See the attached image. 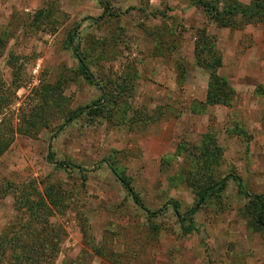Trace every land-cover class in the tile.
<instances>
[{
	"label": "rangeland",
	"instance_id": "obj_1",
	"mask_svg": "<svg viewBox=\"0 0 264 264\" xmlns=\"http://www.w3.org/2000/svg\"><path fill=\"white\" fill-rule=\"evenodd\" d=\"M76 28L92 84L70 46ZM202 30L216 36L230 106L206 105L210 71L195 57ZM1 103L10 147L0 159V232L29 223L31 205L52 211L61 230L54 264H264V235L237 184L202 206L193 188L232 175L264 196V23L221 29L191 0H0ZM159 106L171 107L170 120L139 122L137 111ZM176 121L166 150L155 135ZM50 147L58 162L87 172L57 170ZM174 203L182 214L196 209L194 233L183 234Z\"/></svg>",
	"mask_w": 264,
	"mask_h": 264
},
{
	"label": "trees",
	"instance_id": "obj_2",
	"mask_svg": "<svg viewBox=\"0 0 264 264\" xmlns=\"http://www.w3.org/2000/svg\"><path fill=\"white\" fill-rule=\"evenodd\" d=\"M192 5L201 7L205 10L210 22H214L221 29H242L244 26L253 25L257 23H264V0H252L250 5L243 4L240 0H191ZM78 29L76 28L70 37V46L74 47L75 58L78 62L80 72L84 79L91 84L93 77H91L85 60L82 56L81 46L78 42ZM216 36H210L206 30L199 31L197 34L195 57L196 64L205 67L210 71V81L207 90L206 105L230 106L233 100V89L226 79L218 75L219 70L223 67V57L217 50ZM77 44V45H76ZM104 95L100 101L104 99ZM94 104L95 107L101 105V102ZM231 101V102H229ZM4 104H0V109ZM92 107L80 109L71 112L66 123H71L80 118L84 114H91ZM102 109V108H100ZM45 111V109H44ZM148 112L146 108L137 111L139 122L144 119H149L154 124L163 123L171 119V107L159 106L151 114H144ZM206 108L202 112H193V114L203 115ZM144 114V115H143ZM33 126L29 125V128ZM208 138V135L205 136ZM182 142L178 147V152H185L187 150ZM10 147V141L7 138L0 137V159L4 156ZM48 162L53 164L57 170H67L73 168L80 172H87L80 166H73L67 163L58 162L55 153L50 147ZM107 164L109 171L113 177L120 183L125 190L128 197L133 203L145 211L149 218H154L158 213H151L141 202L139 195L136 193L132 184L119 174L114 164L109 161H103ZM233 180L238 186V193L240 196L249 200L248 209L251 212V220L258 228L261 234L264 235V196L249 194L244 187L243 180L240 177L229 175L221 182L208 187L193 186L196 190V197L198 205L202 206L211 198L221 194L229 181ZM11 186V185H10ZM53 189V188H51ZM22 190V189H21ZM20 190V191H21ZM50 191V190H48ZM22 192V191H21ZM29 201H24V205H28ZM53 203H57L56 200ZM172 211L179 219L183 234L189 235L197 230L194 223V217L197 213L196 209L182 214L178 203H174ZM170 207L166 205L163 209L167 210ZM29 223L25 225L17 224L3 229L0 232V264H54L59 254V240L61 230L51 225L50 219L53 217V212L48 210L46 213L36 211V207L28 205ZM162 212V211H161ZM27 216V214H26ZM20 223V222H19ZM20 226V227H19Z\"/></svg>",
	"mask_w": 264,
	"mask_h": 264
},
{
	"label": "crops",
	"instance_id": "obj_3",
	"mask_svg": "<svg viewBox=\"0 0 264 264\" xmlns=\"http://www.w3.org/2000/svg\"><path fill=\"white\" fill-rule=\"evenodd\" d=\"M192 95H197V98H199V101L201 102H206V92L207 90L205 89V95L204 96H198L199 94L197 93V90H193L191 91ZM184 116H186L184 114ZM191 116V115H190ZM183 118H181L182 120ZM160 131V132H159ZM157 132H159L157 135H155V137L157 139H159V141L157 142V144H159L160 146H164L166 148V150H169L170 147L172 146V143L176 140V134H177V121L175 123H168L165 124L163 126H161V130H157Z\"/></svg>",
	"mask_w": 264,
	"mask_h": 264
}]
</instances>
